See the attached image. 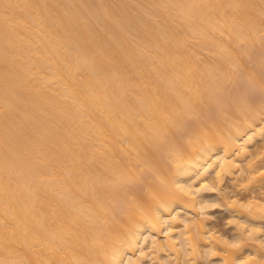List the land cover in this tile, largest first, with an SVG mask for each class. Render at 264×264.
I'll return each mask as SVG.
<instances>
[{
	"label": "bare ground",
	"instance_id": "6f19581e",
	"mask_svg": "<svg viewBox=\"0 0 264 264\" xmlns=\"http://www.w3.org/2000/svg\"><path fill=\"white\" fill-rule=\"evenodd\" d=\"M239 73L264 94V0H0V264H264Z\"/></svg>",
	"mask_w": 264,
	"mask_h": 264
},
{
	"label": "rangeland",
	"instance_id": "374dc122",
	"mask_svg": "<svg viewBox=\"0 0 264 264\" xmlns=\"http://www.w3.org/2000/svg\"><path fill=\"white\" fill-rule=\"evenodd\" d=\"M239 74L240 75H243L241 73H239ZM238 79H237V81L239 83L238 82H236V83H238V85L240 84L241 87L244 86V87H242V89L243 90L246 89V93L248 94V96L250 97V99H252V101H256L257 103L258 102L260 103L261 98H262V101L264 100V94H263V89H261V86H262L261 84H260L261 85L260 87L257 85L259 83L252 84L251 83L252 81L248 80L247 77H245L244 75L241 76ZM201 110H203V109H200L198 111L200 112ZM263 141H264V134H263V136H260V138L257 139V142H259V143H261ZM251 147L253 148L254 146H251ZM263 163H264V161L258 160L255 163V166L256 167H260V166L263 165ZM142 177H143V175L140 178V182L143 180V178L145 176L143 178ZM149 182H150V185L151 186H154L155 183H156V177L155 176L151 177L149 179ZM222 183H223V187L226 185V188L227 189H232L230 191L231 193L237 192L238 193L237 194L238 196H242L243 194H245L246 192L249 191L248 188H246V189L245 188H240V189L234 190V187L232 186V184L233 185H235V184L234 183H231L228 179L224 180ZM246 186H249V185H246ZM237 188H238V186H237ZM263 191H264V189H263ZM208 198H210L212 200H216L217 201L216 202L217 204L220 203L219 205L214 204V206H212V207H214L213 210H212V207H211V211H214V212H212V214H211V216L209 218V225L215 227L216 229H220L224 233H231V227L233 225L230 222L228 223L227 220L232 218L234 212H232L231 209L228 208L227 202H226L225 198L221 194H218V193H215V194L212 193V195L209 196ZM207 259L208 260L202 258V260L207 261V262H204V264L205 263L206 264H211V261H213V259H216V257L215 256H210V257H207Z\"/></svg>",
	"mask_w": 264,
	"mask_h": 264
}]
</instances>
